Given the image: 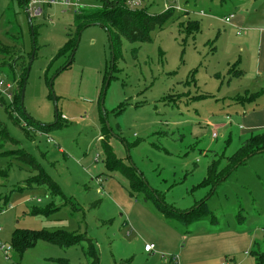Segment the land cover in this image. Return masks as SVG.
<instances>
[{"label":"rangeland","instance_id":"374dc122","mask_svg":"<svg viewBox=\"0 0 264 264\" xmlns=\"http://www.w3.org/2000/svg\"><path fill=\"white\" fill-rule=\"evenodd\" d=\"M113 1L45 6L30 22L20 0H0V44L8 46L0 61L16 72L13 82L8 69L0 70V80L4 89L14 83L13 98L35 48L22 111L0 91V199L8 198L0 203V241L10 242L16 228L65 231L91 238L100 264H177L170 250L185 246L197 225L168 218L146 193L130 196L129 181L106 168L102 136L108 134L117 157L143 174L160 201L186 212L206 200L203 228L248 232L247 242L227 258L256 264V252L264 251V152L240 165L213 193L197 185L214 160L225 166L221 155H233L246 139L237 126L248 125L217 94L222 85L228 88L238 66L224 54L225 18L238 5L262 14L264 0H179L182 9L151 32L150 42L122 39L116 54L107 30L90 25L79 32L71 65L57 75L70 60L59 55L69 34L78 32L76 15ZM166 2L151 0L154 4L144 7L161 13ZM190 20L200 24L193 35L183 28ZM56 107L60 122L36 129L32 121L57 123ZM223 122L232 126L215 132L210 127ZM3 129L19 144L5 141ZM19 148L62 195L53 196L45 185L27 186L39 172L15 157ZM47 209V215L32 214ZM147 243L160 247L147 253ZM86 251L87 242L64 248L40 241L22 258L14 253L9 261L0 254V264H90Z\"/></svg>","mask_w":264,"mask_h":264},{"label":"trees","instance_id":"16d2710c","mask_svg":"<svg viewBox=\"0 0 264 264\" xmlns=\"http://www.w3.org/2000/svg\"><path fill=\"white\" fill-rule=\"evenodd\" d=\"M25 9H27L28 0H20ZM151 3L149 5H153ZM174 11H166L161 13H152L150 12V7H143L141 9L132 10L128 6V0H114L111 3H107L103 9H93L90 13H79L76 15V22L78 26V32L76 36L69 34V39L65 46L61 49L59 56H66L71 59V54L76 52L78 47L77 40L79 32L90 25H100L104 27L107 32L111 35L112 47L116 54V50L121 49L122 39H126L129 42H150V34L157 28H162L171 17H173ZM183 28L188 32L189 35H193L200 30V24L198 21H188ZM35 31L33 37H35ZM14 37V36H13ZM21 42H22V37ZM22 44V43H21ZM8 46L0 44V55L5 54ZM6 49V50H5ZM70 54V55H69ZM74 60V58L72 59ZM71 64L65 66L57 71V75L60 72L66 70ZM113 66L111 67V69ZM9 70L13 82H15L16 72L13 70L10 63H4L0 61V70ZM28 70V68H27ZM27 70L25 77L20 81V88L18 94H15L13 98V105L19 107V111H22V90L25 83V78L27 75ZM107 75V74H106ZM2 104L5 105L4 100ZM31 120V117H29ZM33 124L40 128H50L56 126L60 122V115L58 116L57 123L51 126L40 125L32 121ZM1 129V124H0ZM4 133L3 139L5 141H10L11 143L18 145L19 142L14 138L7 135L6 131L3 129ZM28 134V133H27ZM31 137V135L29 134ZM110 136L104 134L102 136L103 150L106 156L105 163L106 168L110 172H119L121 173L130 183V196L132 198L137 197L138 193H146V198L153 199L157 208L163 212L168 218H175L179 221H182L186 224H192L199 220H204L208 216V211L206 209V200L201 201L197 207L190 209L186 212H178L167 204L160 201L159 198L155 197L154 190L149 191L145 177L142 173H138L136 169L132 166H129L115 154L113 147L109 143ZM259 152H264V132L260 134L253 135L248 138L241 147L231 156L222 155L223 159L227 161L226 165L221 167V163L216 162L215 160L209 166L208 173L206 178L197 185L198 188H211V193L215 192V189L227 178L230 174L236 170L240 165L244 164L249 158L254 155H257ZM15 157L20 160L27 162L33 166L34 170L39 172V175L32 177L26 181L27 186L29 187H40L47 186L53 196L62 195L61 190L57 183L52 179L45 176L42 168L39 164L36 163L34 158L26 152L23 148H19L16 152L14 151ZM7 176V171H4ZM4 201L8 202V198L5 196L0 199V203ZM1 209V207H0ZM51 212L49 209L44 210H34L33 215H47ZM40 241L58 245L64 248H70L72 246H77L82 242H87V255L92 258L90 264H100V257L98 255L97 249L91 238H88L86 235H79L78 233H68L65 231H55L50 232L47 230H31V229H21L16 228L11 237V245L13 246L14 253H17L22 256L30 249H33ZM256 264H264V251L260 254H257ZM69 264V263H67Z\"/></svg>","mask_w":264,"mask_h":264},{"label":"crops","instance_id":"0c3cea01","mask_svg":"<svg viewBox=\"0 0 264 264\" xmlns=\"http://www.w3.org/2000/svg\"><path fill=\"white\" fill-rule=\"evenodd\" d=\"M232 15L234 17L227 22L226 18ZM226 18V30L221 36L224 54L230 59L229 61H237L233 65L238 66L233 71L235 76L233 81L229 82L228 88L222 89V85L218 88L217 94L220 99L228 101L229 109L235 110L238 119L242 118L248 125V127L237 126L238 132L242 135L241 139L245 137L246 141L253 135L264 132V12L259 13L256 7L238 5L234 13ZM229 126L232 124L223 122L218 126L210 127H213L215 132L218 129L227 130ZM199 222L202 221L189 224L190 226L196 224L198 229L187 237L185 246L182 248L176 246L170 250L177 255L175 263L236 264L234 257L233 263L230 262V257L228 260V255L233 251L232 248L237 249L238 246L245 244L251 235L239 230H222L206 226L203 228ZM154 245L156 249L160 247L159 244Z\"/></svg>","mask_w":264,"mask_h":264},{"label":"built area","instance_id":"2783aa9c","mask_svg":"<svg viewBox=\"0 0 264 264\" xmlns=\"http://www.w3.org/2000/svg\"><path fill=\"white\" fill-rule=\"evenodd\" d=\"M151 0H128V6L132 10H137L143 8L146 4H149ZM52 5H61L64 7H70V6H76L77 4L74 2V0H28L27 9L30 12L31 17H40L43 14V7L45 6H52ZM181 10L179 5V0H167V2L164 5V11H170V10ZM234 16H230L229 18H226V21L229 22L231 18ZM13 85H7L6 89H4V82L0 80V91L2 93H5L6 96L9 97V99L13 100V94H10L9 91L13 88ZM217 137V133H213V138ZM40 202V200H38ZM5 211V210H4ZM3 211V212H4ZM3 231L1 225H0V233ZM156 249L154 244H147L145 245V251L152 252ZM0 254L6 259L11 260L12 256L14 254L13 246L10 242H2L0 241ZM174 262L177 261V257H174Z\"/></svg>","mask_w":264,"mask_h":264},{"label":"water","instance_id":"95a60500","mask_svg":"<svg viewBox=\"0 0 264 264\" xmlns=\"http://www.w3.org/2000/svg\"><path fill=\"white\" fill-rule=\"evenodd\" d=\"M26 13H27V15H28V17H29V21L31 22V15H30V12H29L28 9H26ZM108 33H109V32H108ZM109 37H110V40H111V35H110V33H109ZM111 44H112V41H111ZM113 54H114V53H113ZM74 55H75V52L72 53V55H71L72 58L69 60V63H68L66 66H68L69 64H71ZM34 58H35V48H34V51H33L32 55H31L30 63H29L28 70H27V75H26V78H25L24 87H23V90H22V98H21V99H22V105H23V101H24V95H25V88H26L27 76L29 75V72H30V70H31V66H32V64H33V60H34ZM114 60H115V59H114V57H113V60H112V66L114 65ZM109 80H110V78H109L108 81H107V86H108V84H109ZM58 116H59V113H58V109H57V107H56V117H57V119H58ZM260 153H262V152H259L258 154H260Z\"/></svg>","mask_w":264,"mask_h":264}]
</instances>
